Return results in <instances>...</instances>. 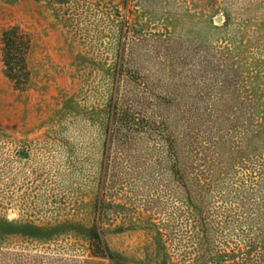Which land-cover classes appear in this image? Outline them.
<instances>
[{"label": "rangeland", "instance_id": "1", "mask_svg": "<svg viewBox=\"0 0 264 264\" xmlns=\"http://www.w3.org/2000/svg\"><path fill=\"white\" fill-rule=\"evenodd\" d=\"M12 26L29 43L23 88L2 63ZM117 79L146 97L172 93L163 106L186 125L246 129L248 113H264V0H0V264H232L244 246L223 225L205 258L169 192L120 155L104 171Z\"/></svg>", "mask_w": 264, "mask_h": 264}, {"label": "trees", "instance_id": "2", "mask_svg": "<svg viewBox=\"0 0 264 264\" xmlns=\"http://www.w3.org/2000/svg\"><path fill=\"white\" fill-rule=\"evenodd\" d=\"M1 43L4 73L16 88H23L29 77L25 58L28 40L18 27L12 26L2 31ZM128 87L121 79L111 82L104 171H111V163L120 155L118 165H124L128 172L137 171L138 176H150L157 191L169 192L171 201L180 203L183 219L193 225L198 250L206 253L205 258L212 253L209 238L216 229L230 224L244 246L236 244L227 257L232 258V264H254L252 250H264V113H248L246 129L207 125L201 130L197 125H186L183 114L164 108L163 101L172 99V93L152 96L156 110H147L143 102L151 98L146 97V87L136 94ZM207 116L210 121L218 116L219 124L228 120L219 113ZM147 148L152 150L150 165L148 154L142 152ZM163 180L168 188H159ZM218 195L224 205L226 201L232 205L215 208L210 198L214 196L216 200ZM178 211L180 208L173 216ZM90 235L98 236V232L93 228ZM105 252L111 256L107 247ZM221 262L220 259L218 264H224ZM262 262L260 258L259 264Z\"/></svg>", "mask_w": 264, "mask_h": 264}]
</instances>
